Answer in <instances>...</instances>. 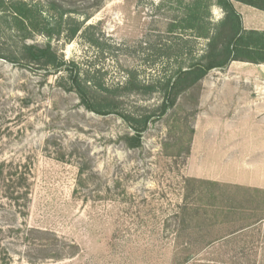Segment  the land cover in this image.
<instances>
[{"label":"rangeland","instance_id":"374dc122","mask_svg":"<svg viewBox=\"0 0 264 264\" xmlns=\"http://www.w3.org/2000/svg\"><path fill=\"white\" fill-rule=\"evenodd\" d=\"M60 1L79 13L94 8L90 0ZM102 2L86 24L96 27L101 50L80 37L62 44L35 35L26 44L50 41L65 61L96 71L107 88L119 87V111L152 112L161 94L120 88L131 72L141 82L172 74L176 61L157 60L153 49L171 40L165 31L176 4ZM211 14L214 22L223 16L217 7ZM19 47L18 38L0 39L2 55ZM58 76L0 59V159L30 161L32 174L27 217L4 207L0 226L49 234L0 237L9 264H227L240 252L237 243L250 239L259 245L251 255L263 262L264 80L256 89L229 81L227 68L212 70L153 117L141 145L130 149L128 126L115 114L84 109L74 93L57 87ZM258 220L259 233L229 238ZM47 238L52 244L41 252Z\"/></svg>","mask_w":264,"mask_h":264},{"label":"trees","instance_id":"16d2710c","mask_svg":"<svg viewBox=\"0 0 264 264\" xmlns=\"http://www.w3.org/2000/svg\"><path fill=\"white\" fill-rule=\"evenodd\" d=\"M102 1L90 0L93 10L79 13L60 0H50L45 6L32 0H0V39L6 36L20 40L16 53H0V59L12 64L24 62L25 65L44 70L46 74L59 75L56 79L57 87L64 92L74 93L84 109L99 116H118L131 130V134L124 136L127 148H138L142 133L153 117H162L174 106L181 93L197 85L212 70H223L232 61L264 62V34L245 32L241 18L233 6L236 1L264 11V0H174L176 8L165 31L171 40L168 44L159 45L153 52L157 60H174L178 65L170 76H158L148 82L139 81L137 75L131 72L123 88H120L124 92L141 95L159 93L162 95L161 103L156 110L144 114L119 111L116 104L119 87L114 90L105 87L96 71L88 72L78 62L65 61L50 44V41L68 44L80 37L89 47L101 50L99 37L95 33L96 27L86 24L92 14L101 8ZM213 7L219 8L223 14L216 22L212 21ZM35 35L44 36L50 41L45 46L26 44ZM201 42L204 43L202 49H198ZM155 46L153 44L151 48ZM31 175L30 161L0 159V209L7 207L23 220L27 217L32 188ZM180 211L184 213L185 208L182 207ZM261 220L241 228L229 238L250 230L259 233ZM34 233L49 235L25 226H0V237L15 235L29 241V236ZM47 239L48 245H41V252L49 250L48 247L52 244V240ZM251 241L257 243V246L254 247ZM258 247V241L253 239L237 243L235 248L240 252L229 256L227 264H264V258L262 262L251 255V251ZM55 257L63 258L59 255ZM188 258L184 257L182 262L187 263ZM10 260V254L0 238V264H9Z\"/></svg>","mask_w":264,"mask_h":264},{"label":"crops","instance_id":"0c3cea01","mask_svg":"<svg viewBox=\"0 0 264 264\" xmlns=\"http://www.w3.org/2000/svg\"><path fill=\"white\" fill-rule=\"evenodd\" d=\"M233 6L241 18L245 32L264 34V11L236 1ZM227 72L229 81L242 82L258 89L260 81L264 80V62L232 61L227 66Z\"/></svg>","mask_w":264,"mask_h":264}]
</instances>
